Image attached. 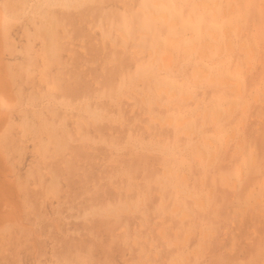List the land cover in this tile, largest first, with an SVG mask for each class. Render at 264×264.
<instances>
[{"label": "rangeland", "instance_id": "rangeland-1", "mask_svg": "<svg viewBox=\"0 0 264 264\" xmlns=\"http://www.w3.org/2000/svg\"><path fill=\"white\" fill-rule=\"evenodd\" d=\"M17 1L0 264H264V0H51L55 89Z\"/></svg>", "mask_w": 264, "mask_h": 264}, {"label": "bare ground", "instance_id": "bare-ground-1", "mask_svg": "<svg viewBox=\"0 0 264 264\" xmlns=\"http://www.w3.org/2000/svg\"><path fill=\"white\" fill-rule=\"evenodd\" d=\"M17 2H19V4L22 5V6L27 4L26 0H18ZM161 2H163V1H161ZM70 4L71 3H69V0H63L62 2L58 3L57 6H59V7L60 6L61 7H67L68 6L67 8L69 9V5ZM53 5L55 6V4H53V2H51V0H47L46 2H42L41 4H39L37 6L36 10L32 11V14H33L32 17H38L39 24L38 25H34L33 18H29L28 17L27 18V22L22 25V31L26 35V37H27L26 39H28L26 41L27 42L26 45L23 46V49H24L26 55L28 56V59L30 60L33 56H36V57L40 58V60H41L42 67L38 70V73H39L38 78H39V80L43 81L46 84L47 87L51 86L50 88H52V86H53V88L55 89V88H57V87H54L56 85L53 82H48L47 74H46V65L51 61V39H52V33H51V25L50 24H52V23H50L48 21L50 19H48L47 15L45 14L44 10L42 9L44 7H49L50 8ZM73 5H75V4H73ZM196 5L198 7H200V8H209V4H208L207 0H199V1L196 2ZM63 9H65V8H63ZM23 12H24V14L27 13V11H25V10ZM162 18H164L166 20V16L165 17L163 16ZM16 20H17L16 17H12V16H10L7 13L6 6L2 5L0 3V171L5 170L7 172H9L8 171L9 170L8 169L9 165L7 164L8 167H6L7 165L4 166V163L7 160L6 157H5V153H6L5 151L7 150L6 149L7 146H6V144H5L6 147L3 146V144H4L3 140L7 139L4 136L5 132L9 129L10 125L12 126L11 119H10V113H11V111L13 109L16 110V109L19 108L21 100H20V93H19V91H18V89L16 87L17 86V83H16L17 82V80H16V76L17 75L12 70L11 64H9V62H7L4 59V57H5L4 54L6 52L11 54L15 50L14 49V47H15L14 40H13L12 36L9 34V26H10L11 22H16ZM30 24H31V27H33V31L30 30V26H29ZM31 36L33 37V39H38L40 41V43H41L40 48H37V49L34 48L33 42L31 40H29V37H31ZM205 41H208V40L206 39ZM205 41H204V44L201 43V45L203 44L201 47H203L205 45L204 46L205 48H207V47L209 48L210 47V49H213V46H212L213 43L211 42L212 43L211 44L210 41H208L209 43L205 42ZM194 47H195L194 43L185 46L184 47V53L185 54H190L191 52L193 53ZM227 47L229 48V46H227ZM227 51H228V49H227ZM228 53H229V51H228ZM203 54H204V49L201 48V49L197 50L195 56L198 57L201 60ZM2 55L4 57H2ZM165 60H166V58H165ZM27 70L29 71V68H27ZM29 72L31 74V71H29ZM195 74L198 77H201V78L204 77V78H207V79H209L211 81L213 80V82H214V80H216L215 75H212L211 73H206V71L204 72V71L200 70L199 68H195ZM185 99H186V97H185ZM214 112L215 113H213V114H217L216 112H218V111H214ZM217 116L218 115H216L215 118L213 117V120L218 118ZM166 123H167V121H166ZM180 124H181V122H179V124H177V125L179 126ZM29 125H30V123H29ZM29 125H27V126L24 125V129H27V128L29 129ZM9 131H11V130L9 129ZM7 134L10 135L9 132ZM9 135H7V136L9 137ZM4 137H5V139H4ZM8 140H10V139H8ZM51 141L53 142V139ZM4 142H6V140ZM54 145H55V143H54ZM3 147H5L6 150H3ZM6 155H7V153H6ZM200 157L203 158V155L200 156ZM203 159H205V157ZM7 163H9V162H7ZM4 167L6 169H8V170L4 169ZM0 174L2 175V172ZM3 177H7V176H3ZM1 179H0V226L1 225L5 226L4 224L8 223V221H9V223L11 222L10 220L13 219V217H14L13 215L14 214H18L17 211L21 207H20L19 202L17 201V198H19V188H18L17 184H15L14 181L10 180V177H9V179L7 181H5L6 180L5 178H4L3 181ZM53 184H54V181H53ZM53 189H55V188H53ZM49 191H50V186H49ZM174 209L175 208H173V211H174ZM19 212H21V209H20ZM18 215L20 216V214H18ZM110 215H112V214H110ZM19 216L16 217L15 219L21 218ZM15 222H16V220H15ZM7 225L8 224H6V226ZM6 226H5V228H6ZM1 228L2 227H0V229Z\"/></svg>", "mask_w": 264, "mask_h": 264}]
</instances>
